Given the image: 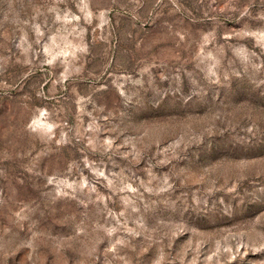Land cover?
<instances>
[{"label": "rangeland", "instance_id": "obj_1", "mask_svg": "<svg viewBox=\"0 0 264 264\" xmlns=\"http://www.w3.org/2000/svg\"><path fill=\"white\" fill-rule=\"evenodd\" d=\"M0 264H264V0H0Z\"/></svg>", "mask_w": 264, "mask_h": 264}]
</instances>
